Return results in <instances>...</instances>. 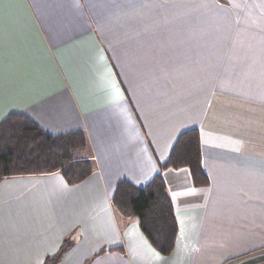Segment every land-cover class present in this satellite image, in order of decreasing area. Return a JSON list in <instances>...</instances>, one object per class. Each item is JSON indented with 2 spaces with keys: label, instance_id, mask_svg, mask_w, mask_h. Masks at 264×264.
Listing matches in <instances>:
<instances>
[{
  "label": "crops",
  "instance_id": "crops-1",
  "mask_svg": "<svg viewBox=\"0 0 264 264\" xmlns=\"http://www.w3.org/2000/svg\"><path fill=\"white\" fill-rule=\"evenodd\" d=\"M0 123L81 132L95 172L0 180V264H232L264 252V0H5ZM197 130L208 184L162 168ZM160 174L172 254L111 206ZM264 262L259 259L257 264ZM249 264V263H248Z\"/></svg>",
  "mask_w": 264,
  "mask_h": 264
},
{
  "label": "trees",
  "instance_id": "trees-1",
  "mask_svg": "<svg viewBox=\"0 0 264 264\" xmlns=\"http://www.w3.org/2000/svg\"><path fill=\"white\" fill-rule=\"evenodd\" d=\"M86 136L75 132L59 137L44 134L21 115H10L0 123V180L21 175L59 173L67 185H77L96 170L89 156ZM162 168H188L194 186L208 184L201 166L200 138L197 130L182 133ZM111 206L122 219H135L139 229L160 255L172 254L177 235L174 208L160 174L138 188L127 181L115 187ZM71 242L64 240L59 251L44 264H57Z\"/></svg>",
  "mask_w": 264,
  "mask_h": 264
},
{
  "label": "built area",
  "instance_id": "built-area-1",
  "mask_svg": "<svg viewBox=\"0 0 264 264\" xmlns=\"http://www.w3.org/2000/svg\"><path fill=\"white\" fill-rule=\"evenodd\" d=\"M259 259H264V252L246 256L232 264H248L250 263V261L259 260Z\"/></svg>",
  "mask_w": 264,
  "mask_h": 264
},
{
  "label": "snow or ice",
  "instance_id": "snow-or-ice-1",
  "mask_svg": "<svg viewBox=\"0 0 264 264\" xmlns=\"http://www.w3.org/2000/svg\"><path fill=\"white\" fill-rule=\"evenodd\" d=\"M5 0H0V23H2L3 20V5H4Z\"/></svg>",
  "mask_w": 264,
  "mask_h": 264
},
{
  "label": "rangeland",
  "instance_id": "rangeland-1",
  "mask_svg": "<svg viewBox=\"0 0 264 264\" xmlns=\"http://www.w3.org/2000/svg\"><path fill=\"white\" fill-rule=\"evenodd\" d=\"M254 262H258V260H253V261H250V263H249V264H251V263H254ZM257 264H264V262H260V263H257Z\"/></svg>",
  "mask_w": 264,
  "mask_h": 264
}]
</instances>
